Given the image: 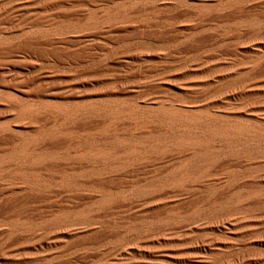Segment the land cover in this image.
Segmentation results:
<instances>
[{
  "label": "rangeland",
  "instance_id": "rangeland-1",
  "mask_svg": "<svg viewBox=\"0 0 264 264\" xmlns=\"http://www.w3.org/2000/svg\"><path fill=\"white\" fill-rule=\"evenodd\" d=\"M48 1L0 0V264H264V0Z\"/></svg>",
  "mask_w": 264,
  "mask_h": 264
},
{
  "label": "bare ground",
  "instance_id": "bare-ground-1",
  "mask_svg": "<svg viewBox=\"0 0 264 264\" xmlns=\"http://www.w3.org/2000/svg\"><path fill=\"white\" fill-rule=\"evenodd\" d=\"M67 1H71V0H67ZM64 2H65L64 0H51V1L49 0L48 2L44 3L42 7L44 9H47V7H49L50 5H55V4L58 5V4H61V3H64ZM6 10H8V9H6ZM6 10H4L2 12L0 11V15L2 13H6ZM50 40H53V38L50 39ZM95 109H96L95 111H97V112L101 111V108L96 107ZM154 112L156 114L160 115L161 117H163V118H165L167 120H170L171 122H174V123H177V124H182V125L187 126V127H189V126H198L200 124V122H201L200 117L203 116V114H201V113H191V112L176 111V110L169 109V108L167 109V108H164V107H159V108L155 109ZM112 115H115V114L112 113ZM220 127H217V128H214V129H210L209 128L210 130L205 132V134L207 136H209L211 138H215V139H227L230 136L233 137L234 135H241L242 133H245L247 131L241 126H235V127L232 126V128H229V129H223V128H220ZM252 134H253V132H252ZM181 138H183V137H181ZM169 144H170V146L172 145V146L178 147L180 149V148L196 147V146L200 145V142H199V139H178L177 141H172L171 143L169 142ZM178 148H176V149H178ZM169 149H171V148H169ZM21 155H22L21 151H16L12 155H10L9 157H16V156L20 157ZM185 167L186 166L184 165V167L180 168V171L185 169ZM190 179H191V175H189V174L188 175H184V180H190Z\"/></svg>",
  "mask_w": 264,
  "mask_h": 264
}]
</instances>
